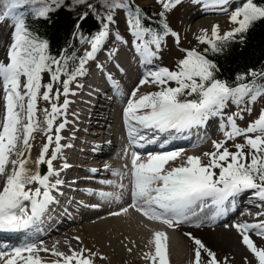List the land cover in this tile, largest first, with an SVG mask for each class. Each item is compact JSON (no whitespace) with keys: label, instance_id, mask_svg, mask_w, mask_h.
<instances>
[{"label":"snow or ice","instance_id":"6c2138e0","mask_svg":"<svg viewBox=\"0 0 264 264\" xmlns=\"http://www.w3.org/2000/svg\"><path fill=\"white\" fill-rule=\"evenodd\" d=\"M72 2L74 5H83L87 0ZM36 3L40 6L34 10L33 15L36 18H47L49 13L64 4V0H0V23L10 21L12 28L6 62L0 61V100L3 102L0 115V177H3L0 187V232L28 229L55 202L52 193L58 191V187L64 183L59 178L60 172L69 167L64 163L60 169H56L53 162L62 158L63 148L71 147L70 144L61 143L62 130L69 123L66 114L71 101L67 97L75 94L70 84L87 73L86 65L96 58V53L110 34L109 26L114 23L116 11H125L127 30L134 38L132 46L142 65L151 66L155 59H159L158 54L165 37H174L177 45L180 42L179 34L171 30L164 17L167 11L182 3V0H157L163 9L159 13L161 22L158 30L143 23L141 9L135 5L134 0H104L100 7L106 9V15L101 17L93 4L87 3L88 11L79 15L76 32L73 33L80 37L81 43L89 44L90 50L78 58L62 53L58 59L48 53V41L34 36L25 23L22 9ZM212 3L220 11L228 12L225 6L229 5L230 0H212ZM90 14L100 19L103 26L85 38L79 30ZM261 19H264V3L244 0L230 12L229 21L234 25L230 30L221 34L219 25L212 26L210 35L207 30H201L196 39L199 43L208 45L204 53L196 49H181L185 55L176 62L175 70L162 66L146 67L123 112L130 140H145L141 131L180 133L204 125L211 117H221L220 130L224 139L213 141L215 151L203 154L208 158L207 163L200 156H188L181 165L168 168L166 165L170 161H176L183 150L149 153L146 158L133 152L130 170L123 174L113 173L130 177L129 208L135 209L149 220L174 228L189 223L198 215V210L202 212L205 208L215 209L212 219L222 216L227 210V202L249 191L261 202L260 206L264 207V109L246 127L237 123V120L244 119L245 111H252L251 107H239L245 103V99L251 104L258 97L264 96V85L257 83V78L264 79V70L257 72L250 69L245 74H238L237 81H244L246 77H251V80L232 86L217 78L218 65L207 57L209 51L219 53L237 38L243 42L247 30ZM115 39L127 43L118 33ZM118 51L116 49L110 55L115 56ZM69 60L73 61L71 70L68 68ZM96 66L104 71L102 64ZM44 73L49 74V83H42ZM107 78L112 80L110 75ZM54 83H59L62 91L56 89L53 92ZM171 83L176 86H170ZM145 84H153L159 90L138 96L139 88ZM61 95L64 97L62 104L56 102ZM40 99L50 105L43 110L42 130L48 135L35 161L36 169L32 171L27 167L30 161L26 153L31 150L32 133L40 124L36 118L40 111L37 103ZM229 102L237 105L239 110L225 117L223 110ZM58 117L65 118L56 124ZM238 137H243L244 143H235L236 151H230L226 147L227 142L235 141ZM167 143L165 140L160 145L161 148ZM21 144L23 147H20ZM49 151L50 156L47 155ZM13 155L17 158L12 159ZM41 165L47 166L46 174H41ZM102 183L112 184L113 181L104 180ZM118 187L128 190V186L123 184ZM98 195L117 201L121 198L119 194L106 192ZM127 210L123 208L121 211ZM110 214L120 215L119 212ZM262 217L264 211L256 213L255 222L245 221L231 225L241 236V243L256 264H264V247L258 246L250 233L264 239ZM194 226L199 228L201 224L195 223ZM153 235L154 241L150 243H154L155 253H146V258L152 264H169L166 233L155 231ZM184 235L194 246L191 264H228L227 257L218 259L216 253L191 232H185ZM42 251L47 252L49 249L26 242L12 248L10 253L0 251V261L2 264H42L43 258L39 255ZM51 251L56 257L51 264H94L92 257L98 255L84 248L79 251L70 249V255L55 249ZM244 264H251L247 256L244 257Z\"/></svg>","mask_w":264,"mask_h":264},{"label":"bare ground","instance_id":"6f19581e","mask_svg":"<svg viewBox=\"0 0 264 264\" xmlns=\"http://www.w3.org/2000/svg\"><path fill=\"white\" fill-rule=\"evenodd\" d=\"M140 5L142 3L148 2V0H136ZM244 2V0H230L229 5L225 6L229 11L234 10L236 6H239ZM224 11H220L218 7L213 6L212 0H195L194 3L186 10L183 19H182V25L185 29H187L188 34H195L196 36L201 34V30H207L209 25L212 23L216 22H223L222 14H224ZM208 32V30H207ZM209 34V33H208ZM129 61L126 62V64ZM122 76L120 75L119 78ZM112 82V81H110ZM121 82V81H120ZM139 84L135 85L133 87L136 88ZM149 85V84H148ZM147 84L141 86L139 88L138 96L143 95L146 92H148V86ZM132 89V90H133ZM131 90V92H132ZM130 92V93H131ZM130 93L127 96V100L130 98ZM114 95H117V93H113ZM117 98V97H116ZM115 99V98H113ZM127 107V105L123 106L119 110H112V107L109 110L113 111L111 112L113 115V121L110 123H106L103 125V128H101V124H103L100 120L103 117V110L100 108H96L95 112L93 113L89 124H88V130L85 133L84 131L78 132L76 138L77 141L81 145H86V148H94L95 153L91 152H82L81 154L76 155L78 160L76 164L71 166L69 169H67L70 172H77V173H82L85 176H90L89 180H77L78 185H84V184H89L88 186L92 190L96 186L100 188L101 192H106V193H113V191L118 190L119 187V177L118 175H113L114 172H118L120 170L121 164L123 165V160L122 157L119 155L120 154V146L122 147V143L124 142L123 138L120 137V140H117L114 131L115 129L118 130H125L129 131L128 127L125 125V120H124V109ZM85 117V116H84ZM86 119V117H85ZM87 122V119L85 120ZM113 130V132H111ZM113 133V138L112 134ZM90 138L88 142L86 143L87 139L85 138ZM83 140H80V139ZM123 140V141H122ZM120 141H122L120 145ZM131 142V141H129ZM141 141L134 142L133 144L135 147L138 149L139 146H141ZM21 147L22 144H21ZM129 147V146H128ZM137 149H132V153H138L141 155L142 158H146L149 153H152L153 151H137ZM91 151V150H90ZM166 151V150H164ZM29 152V151H28ZM26 153V155L28 154ZM120 156V157H119ZM28 157V155H27ZM12 159H16L17 157L13 155L11 157ZM29 159V158H28ZM110 160V161H109ZM30 161V160H29ZM171 162V161H170ZM60 163V162H58ZM92 165L93 169H96V172H93L91 169L86 168L83 169L82 164H89ZM29 166V165H28ZM27 166V167H28ZM127 166H131V158L128 161L127 160ZM11 166H9V169ZM36 169V168H35ZM127 170V169H126ZM110 177V178H108ZM3 177H0V187H2ZM64 179L67 181V177H64ZM104 180H109L113 181L112 184H105L102 183ZM84 188H80L79 190L74 192V201H77L81 197V195H85L87 197V202L88 204L86 206L83 205V212H85V209H92L93 212H97L98 207H92V202L95 196L94 192L88 191L84 192ZM245 197H246V193ZM79 204V203H78ZM97 204L99 206L106 207L103 211H108V216L105 218H98L94 219V217L91 216V218H87L86 220H83L81 218L82 226L80 228H73V232L75 234L73 235H80V232H83L82 235V241L78 240L76 237H70L68 234V231L71 230L72 226L74 224H78L81 222H78L76 220H73L70 224L71 226L67 227L65 231H60L58 236H63L66 240H69L70 242H74L76 247L74 249H87L90 250V252L97 253L99 255L105 254L102 252L101 249V244H103L104 240L108 237V235H117L120 232L122 233L121 238H130L133 240V246L137 251H134L132 254L129 250H126L124 252L123 258L125 259L127 256H132L134 254L140 255H145L150 254L153 255V252H155V246L154 243H150V241H154V230H147L143 227H140L139 225L137 226L136 223L131 222L132 220L130 217L125 215L124 211H121L123 209L122 203L118 205L117 200L115 199H104L101 196L99 197V200L97 201ZM81 205V203L79 204ZM82 206V205H81ZM113 212H119L120 215L114 216L111 215L110 213ZM86 213V212H85ZM99 213H102V211H99ZM250 216L251 218H255L256 216L252 214L251 212ZM199 214H204L203 218L202 215H198L199 220H191L189 223L184 224V231L188 232V229L192 230L194 234H196V238H200L197 235V230H202L206 231L208 235L212 236L214 239L212 241L215 244H221V243H228V240L233 241L235 236L229 233L224 232V230L221 228V224L223 223H213L210 221L208 218L209 216H212L211 210L206 209L203 210L202 213ZM93 215V214H92ZM96 217V216H95ZM201 219V220H200ZM149 224L153 225L154 227L157 226V222L153 220H146ZM247 222H252V221H247ZM195 223H200L201 226L199 228L195 227ZM89 236V237H88ZM198 236V237H197ZM234 236V237H233ZM48 237V236H47ZM46 237V238H47ZM54 238V237H51ZM46 239L41 238L39 239V242H37V245L40 247L41 243L45 244L47 246V249L49 251L51 249H55L57 246L52 244L49 240L51 239ZM169 238V237H168ZM184 240H182V244H180L179 241H175L174 244L172 241H169L170 245L167 249V258L169 257V253H175V254H181L183 251H192L191 247L193 246L192 242L186 238L183 237ZM227 239V241H225ZM256 241V239H253ZM188 244V246L185 245ZM62 247V245H59ZM114 247V246H113ZM178 252V253H177ZM193 256V254H191ZM190 255V257H191ZM94 256V257H97ZM94 257H92V260L95 262ZM56 259V257H55ZM169 259V258H168ZM147 261H150L147 259ZM1 264V261H0ZM145 264V263H144Z\"/></svg>","mask_w":264,"mask_h":264},{"label":"rangeland","instance_id":"374dc122","mask_svg":"<svg viewBox=\"0 0 264 264\" xmlns=\"http://www.w3.org/2000/svg\"><path fill=\"white\" fill-rule=\"evenodd\" d=\"M194 1L195 0H182V3L173 7L166 14V22L168 23V25L170 26L172 31H175L176 33L179 34L180 42H179V45H177L175 43L174 37H171V36L165 37L163 42H162L159 54H158L159 59L154 60V64L156 66L168 67L170 70H175L176 62L179 59H182L185 55V53L182 52L181 49H196L197 51L201 52V50H203L205 48L206 44L199 43L196 39L197 36L195 34H188L187 29H185L182 25V19H183L185 12L194 3ZM87 3L93 4V6L96 8V11L99 12L100 15H103L106 12L105 8L100 7V5L104 3V0H87L86 4H83V5H74L72 0H64L63 5L74 8V10H75L78 8H83V9L86 8L87 9ZM134 3H136L135 0H134ZM63 5H61V6H63ZM146 5L147 6L148 5L155 6V8L158 9L156 7L157 3L154 2V0H151V2H149V3L148 2L144 3L143 7ZM39 6H40L39 3L29 5L30 9L33 12ZM53 7H56V6L53 5ZM230 12L231 11L225 12L224 14H222L223 22H219V23L216 22V23H212L211 25H209V27L207 28L209 35H210V31H211V28L213 25H219V31L221 34H223V32L228 31L232 27H234V25L232 23H230V21H229ZM111 25L112 26L109 27V32L114 35L113 36V42L116 41V44L117 45L119 44V47H123V50H125L126 48L123 45L131 44L133 37L127 30L126 17H125L124 11H121V10L116 11V17L114 19V23H112ZM10 32L8 31L9 34H10ZM117 33L123 38V41H126L127 43L117 41L115 39V36ZM0 40H2V44L0 46V61L6 62V50H7L8 43L10 41V36H8L7 41L3 40L2 38ZM110 40L111 39L109 37L106 43L107 44L110 43ZM84 48L86 49V51L89 50L88 45H85ZM117 62H118L117 57L112 59V65H116ZM49 82H50L49 74L44 73L42 76V83H49ZM170 86L175 87L176 85L174 83H171ZM147 88L149 89L148 92H154V91L159 90L158 87L153 85V84H149L147 86ZM56 89H60L62 91L61 85L59 83H54L53 92H55ZM71 90H73V88H71ZM42 91H43V89H42ZM148 92H146V93H148ZM0 95H2V92H0ZM70 97H72L71 94L67 98L69 99ZM63 99H64V97L61 95L59 100L56 102L62 104ZM2 103H3L2 100H0V115H2ZM37 103H38V108L40 109V111L37 112L36 118L40 121V124L37 127V129L32 133V138L30 139L31 150L27 154L28 158L30 160V162L28 163L29 166L28 165L27 166L32 171H35V168H36L35 161L38 158L39 153L41 151V148H42L43 144L46 142V138L48 135V133H46L42 130L44 128L43 110L46 108H49L50 105L48 102H45L42 99L38 100ZM226 107L228 108V111L226 112L228 115L239 110L237 105L232 104L231 102H229ZM239 107L240 108L251 107V109H252L251 113H248L247 111H245L243 113V116H244L243 120H237V123L239 126L246 127L250 121L257 118L260 110L264 109V96L258 97L257 100L251 104L248 103V100L246 98L245 103L240 105ZM64 118L65 117H58L56 124L61 122ZM66 119L68 121H70V119H73L71 112H70V104L68 105ZM61 135L63 136V140L61 141V143L64 145H68V144L71 145L72 136H71V129H70L69 123L66 125L65 129L62 130ZM215 138H216V141H220V140L224 139V136H223V134H221V135L219 134L218 136H215ZM235 143H244L243 137H238L235 141H228L226 144V147H228L230 151H236V149L234 148ZM20 147H21V145H20ZM51 147L52 146H50V148ZM67 148L68 147L63 148L62 158L57 159L56 161L53 162V166L56 169H60V167L65 163V160H64L65 154L64 153H65V150ZM212 151H215V149L213 148V145L209 150H206L205 152H212ZM204 153L202 152L198 156L202 157L204 163H207L208 158L203 156ZM47 155L50 156L51 152L49 151V153ZM185 157L177 159V161L179 160L178 166L181 165L186 160ZM58 162H60V163H58ZM174 167H176V166H174ZM40 169H41V171H40L41 174L47 172V166L46 165H43V166L41 165ZM216 171L218 174L219 170L217 169ZM69 172L70 171H67L65 173L67 174ZM62 173H63V170L60 172V175ZM108 178H110V177H108ZM52 179L54 181L55 178L53 177ZM2 181H3V178H2ZM32 187H35V185H32ZM80 199L82 200V202H85L87 198H80ZM108 214H109L108 211H106V212L102 211V213H99V211H97V212L93 213L92 217H94V219L105 218L108 216ZM131 222L136 223L135 221H131ZM81 226H82V222L78 223V224H74L71 227L72 229L68 231L69 236L70 237H76V238H78V240L82 241L83 239H82L81 234L83 232H80V235H77V236L73 235V234H75L73 232V228H75V227L80 228ZM137 226H138V224H137ZM139 226H140V224H139ZM223 227L224 228H222V229L224 230V232L231 234V236H232V234L235 236V237L233 236L235 238L233 241H231V240L227 241V239H226L225 241H227L228 243L215 244L212 241V239H214V238L212 236L208 235L206 231H202V230H197V235L199 237L201 236L198 239H200L209 249H211L213 252H215L218 259L223 260L225 257H227L228 258V264H244V257H246V256L251 261V264H256V261L251 257V255L247 251L246 247L241 243V236L237 233V231L233 230L235 228H233V229L230 228V225H228V227H226V225ZM184 232H186V231H184ZM188 232H191L193 236H196V234H194L192 230L188 229ZM181 233H183V232H181ZM121 236H122L121 232L119 234L113 235V236L108 235V237L104 240L103 244H101L102 252L105 254H101L97 257H94V259H95L94 264H144V263L145 264H152L151 261H147V258L145 255L139 256L137 253L132 255V256H127L124 259L123 255H124V252L126 250L131 249L130 254H132L134 251H137V249L132 247L133 246V240H131L130 238L124 239V238H121ZM49 241L52 244L57 246L55 248V250L63 252L67 255L71 254L70 249L76 250V249H74L76 247L74 242H70L69 240H66L63 236H61V237L55 236L54 238H51ZM255 243L260 247H264V239H260L258 241V243L257 242H255ZM60 244L62 245V247L59 246ZM186 245L188 246V244H186ZM167 246L169 247L168 240H167ZM40 247L47 248V246L43 243H41ZM193 247L194 246L191 247V249H192L191 253H193ZM51 250H53V249H51ZM51 250L47 251V252L42 251L39 253V255L43 258L42 264H46V263L51 264V261L55 260V256L52 255ZM123 250H124V252H123ZM76 251H79V249H77ZM152 252L154 255L155 252L154 251H152ZM183 253H185V252H183ZM183 253L182 254L169 253V257H168L169 259L167 258L169 261V264H191V262L194 258V253H193V256L191 258H190V254L188 255L186 253L185 254H183ZM85 255H88V253L85 252ZM206 258L207 257L205 256V259Z\"/></svg>","mask_w":264,"mask_h":264},{"label":"trees","instance_id":"16d2710c","mask_svg":"<svg viewBox=\"0 0 264 264\" xmlns=\"http://www.w3.org/2000/svg\"><path fill=\"white\" fill-rule=\"evenodd\" d=\"M255 2L261 4L264 3V0H255ZM162 10V6L158 10L155 6L141 9L144 18L143 23L154 30H158L161 22L159 13ZM85 11L88 9L78 8L74 10V8L63 5L49 13L47 18H36L31 14L24 15V18L34 36L48 41V53L50 55L59 59L62 53H67L68 56L78 58L80 57L81 39L79 36H74L73 33L76 32L75 26L79 15ZM100 16L102 17L104 14ZM102 26V21L90 14L82 23L79 31L83 37L87 38L96 33ZM204 49L201 53H204ZM207 57L218 65L219 71L216 73L218 79L224 80L232 86H236L240 82H250L251 77H246L244 81H237L236 76L245 74L250 69L257 72L264 70V19L251 25L244 34L243 42L237 38L234 42L230 41L219 53L213 54L209 51ZM72 67L73 61L69 60V70ZM257 83L264 85V79L257 78Z\"/></svg>","mask_w":264,"mask_h":264}]
</instances>
